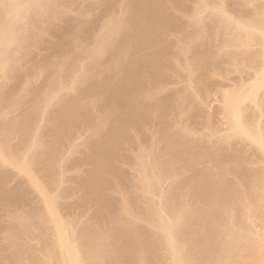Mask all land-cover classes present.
Instances as JSON below:
<instances>
[{"label":"bare ground","instance_id":"6f19581e","mask_svg":"<svg viewBox=\"0 0 264 264\" xmlns=\"http://www.w3.org/2000/svg\"><path fill=\"white\" fill-rule=\"evenodd\" d=\"M262 75L264 0H0V264H264Z\"/></svg>","mask_w":264,"mask_h":264},{"label":"rangeland","instance_id":"374dc122","mask_svg":"<svg viewBox=\"0 0 264 264\" xmlns=\"http://www.w3.org/2000/svg\"><path fill=\"white\" fill-rule=\"evenodd\" d=\"M222 3H223V2H222ZM224 3H226V2H224ZM223 5H224V4H223ZM235 71H238V70H234V71H232V72H231V71H230V72H227V73L229 74V75L227 74L228 77L232 76V78H233V76H235L236 78H239L242 74H244V73L240 72V74L242 73V74L240 75V74L238 73L239 71H238V72H235ZM218 72H219V73H218ZM218 72H217V74H214L215 76H214V75L211 76V79H212V80H215V82L217 81L216 79H219L218 82H220V80L222 81V79H223V81H224L225 78L222 77V76H224V75L227 76V75L221 73L220 71H218ZM230 73H231V74H230ZM218 74H220V76H219ZM222 74H223V75H222ZM244 75H245V74H244ZM258 76H259V75H258ZM258 76H257V77H258ZM220 77H221V78H220ZM235 77H234V78H235ZM263 77H264V75H262L261 80H262V79L264 80ZM251 82H252V81H251ZM262 82H263V81H262ZM263 84H264V83H263ZM262 86H263V85H262ZM247 87H248V86H247ZM259 88H261V87H259ZM258 90H261V89H258ZM221 98H222V97H221ZM221 98H220V96H219V97H215L214 99H217V100L212 101V102H214L213 104H212V102H211V104H212L211 106L213 107V109H216V108L218 109L219 107L221 108L223 105H225V106H223V107H226V106H227L228 102H224V101L226 100V97L223 96V99L225 98V100H223V99L221 100ZM244 100H246V99H244ZM244 100L242 101L243 103L245 102L244 104H247L248 106H251V107L254 105V103H253V105L250 104V103H252V102H249V100H248V101H247V100L244 101ZM222 101H223L224 103H221ZM215 103H216V104H215ZM217 103H219V105H218ZM226 103H227V104H226ZM214 104H215V105H214ZM221 104H222V106H220ZM240 104H242L241 101H240ZM249 104H250V105H249ZM213 105H214V106H213ZM216 106H218V107H216ZM212 107H211V108H212ZM213 109H210V111H211V112L213 111V112L215 113V110H213ZM217 109H216V112L219 110V109H218V110H217ZM221 114H222V113H221ZM217 115H218V116L216 117V119H218V120H219V117H220V118H221V117L223 118V116H225V115H223V114L220 115V112H219V114H217ZM214 116H216V115H214ZM222 118L220 119V123H221V121H222ZM224 118H225V117H224ZM223 120H224V119H223ZM224 123H225V121H224ZM221 126L225 127V126H226V123H225V124H222ZM200 128H201V127H200ZM202 128H203V127H202ZM209 128H210V127H209ZM209 128H208V129H209ZM204 132H205V133H206V132L209 133V132H211V130H208V131H207V129L204 128ZM246 137H247V136H246ZM248 139H249V143H250L248 147L251 148V147L254 146V145L258 146L257 143H255L254 141H252L251 138L247 137L246 140L248 141ZM250 140H251V141H250ZM247 141H246V143H247V145H248V142H247ZM251 142H253V144H252ZM248 147H247V148H248ZM248 149H249V148H248Z\"/></svg>","mask_w":264,"mask_h":264}]
</instances>
